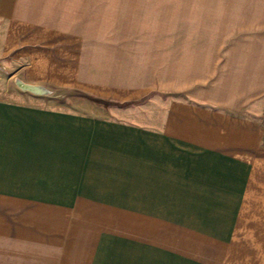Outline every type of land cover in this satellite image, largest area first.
Returning <instances> with one entry per match:
<instances>
[{
    "label": "crops",
    "instance_id": "crops-1",
    "mask_svg": "<svg viewBox=\"0 0 264 264\" xmlns=\"http://www.w3.org/2000/svg\"><path fill=\"white\" fill-rule=\"evenodd\" d=\"M0 21L81 40L77 86L237 117L0 101V264H264V0H0Z\"/></svg>",
    "mask_w": 264,
    "mask_h": 264
},
{
    "label": "rangeland",
    "instance_id": "rangeland-1",
    "mask_svg": "<svg viewBox=\"0 0 264 264\" xmlns=\"http://www.w3.org/2000/svg\"><path fill=\"white\" fill-rule=\"evenodd\" d=\"M80 42L66 34H41L19 24L0 21V101L37 103V99L29 97L33 95L18 88L16 80L19 79L67 91L62 98L39 97L57 102L62 108L86 110L85 103L93 102L107 110H135V115L124 117L141 125L158 122L164 111L172 107L210 111L218 115L214 120L222 124L235 117L221 109L212 111L211 106L185 95H173L178 93L167 92L162 86L124 93L77 86L75 69ZM251 116L252 121L264 127V116H256L254 112ZM260 155L264 157V144Z\"/></svg>",
    "mask_w": 264,
    "mask_h": 264
},
{
    "label": "water",
    "instance_id": "water-1",
    "mask_svg": "<svg viewBox=\"0 0 264 264\" xmlns=\"http://www.w3.org/2000/svg\"><path fill=\"white\" fill-rule=\"evenodd\" d=\"M16 85L22 92L29 93L35 97L55 99V98H62L63 96L68 94V92L65 90L53 89L51 87L40 84L26 83L19 79L16 80Z\"/></svg>",
    "mask_w": 264,
    "mask_h": 264
}]
</instances>
